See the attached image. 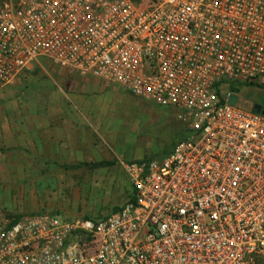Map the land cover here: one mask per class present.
Returning a JSON list of instances; mask_svg holds the SVG:
<instances>
[{"label":"built area","instance_id":"built-area-1","mask_svg":"<svg viewBox=\"0 0 264 264\" xmlns=\"http://www.w3.org/2000/svg\"><path fill=\"white\" fill-rule=\"evenodd\" d=\"M42 60L186 135L124 163L132 197L103 218L0 207V264H264V103L237 104L264 94V0H0V90Z\"/></svg>","mask_w":264,"mask_h":264},{"label":"rangeland","instance_id":"rangeland-1","mask_svg":"<svg viewBox=\"0 0 264 264\" xmlns=\"http://www.w3.org/2000/svg\"><path fill=\"white\" fill-rule=\"evenodd\" d=\"M90 81L42 60L13 84L0 90V115H30L34 110L37 115H45L66 99L71 115L77 112L91 115L92 101L97 97L101 101L106 98L96 105V115L107 116L93 132L92 150L86 146L79 153L84 159L70 164V177L62 190L50 194L49 200H42L61 206L57 211L67 220H96L111 214L132 192L123 164L160 160L186 135L168 111L154 108L121 90L96 86L93 89ZM103 85L98 86L105 87ZM255 103H264L263 93L244 90L238 95L237 104L242 109L251 110ZM89 132L90 129L86 130V134ZM3 138L1 132L0 207L16 215L20 213L16 210L19 205L16 198V151L13 146H6ZM37 187L43 196L40 190L51 187L55 191L58 185L40 183Z\"/></svg>","mask_w":264,"mask_h":264},{"label":"crops","instance_id":"crops-1","mask_svg":"<svg viewBox=\"0 0 264 264\" xmlns=\"http://www.w3.org/2000/svg\"><path fill=\"white\" fill-rule=\"evenodd\" d=\"M90 82L89 85H92L93 89L96 87L110 89L106 85L98 86L102 83L96 80ZM101 100L97 97L92 101L91 115L82 112L71 115L68 99L45 115H37L35 110L30 115H0V133H4V143L6 146H13L16 151V198L19 200L16 210L20 212L16 213L17 215L38 212L59 214L57 209L61 210V206L42 200H49L52 194L62 190V186L70 177L68 170L70 164H76L84 159L79 153L83 152L86 146L92 150L93 132L100 127L101 119L107 116L96 115V105H100L103 102ZM88 108L90 109L89 106ZM89 129L90 132L86 134V130ZM166 156L167 154L164 157ZM28 177L30 178L27 181ZM40 183L58 185V188L55 191L51 187L46 190L44 188L40 190L44 193L42 196L37 187ZM132 193L133 190L126 201L132 197Z\"/></svg>","mask_w":264,"mask_h":264},{"label":"water","instance_id":"water-1","mask_svg":"<svg viewBox=\"0 0 264 264\" xmlns=\"http://www.w3.org/2000/svg\"><path fill=\"white\" fill-rule=\"evenodd\" d=\"M231 102L234 103L235 102V98H233ZM253 110L258 113V112L261 111V106L259 104H255L254 107H253ZM263 114H264V111H263Z\"/></svg>","mask_w":264,"mask_h":264},{"label":"trees","instance_id":"trees-1","mask_svg":"<svg viewBox=\"0 0 264 264\" xmlns=\"http://www.w3.org/2000/svg\"><path fill=\"white\" fill-rule=\"evenodd\" d=\"M184 137H185V135H184ZM184 137H183V138H184ZM183 138H182V139H183Z\"/></svg>","mask_w":264,"mask_h":264}]
</instances>
